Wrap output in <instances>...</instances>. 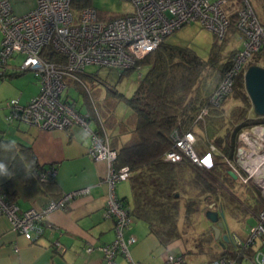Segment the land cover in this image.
Listing matches in <instances>:
<instances>
[{"label":"trees","instance_id":"trees-1","mask_svg":"<svg viewBox=\"0 0 264 264\" xmlns=\"http://www.w3.org/2000/svg\"><path fill=\"white\" fill-rule=\"evenodd\" d=\"M257 1L261 3V12L257 14L253 5L252 7L257 19L264 26V0ZM235 3L237 5L238 0ZM91 5L92 0L72 1L71 8L74 10ZM228 18L226 35L218 42L222 43L229 37L237 36L236 34L242 41L235 27L237 13L233 5L229 8ZM218 42H213L208 59L202 60L192 49L171 45L164 40L154 51L136 62V66L145 68V72L141 74L133 94L129 97L111 90L96 74H86L85 71L79 74L78 80L66 82L71 83L69 86L84 90L88 97H84L85 105L90 104V108L92 106L93 112L89 115L96 122L97 129L102 125L106 132L105 128L109 126L108 129L113 133L111 138L108 134L107 136L110 146L117 153L114 163L119 168H128L127 181L131 192V202L126 198L118 199L129 210L130 215L145 222L150 233L162 243L181 238L180 220L185 233V228L192 227L199 213L204 212L211 204L214 209L234 218L253 216L258 219L259 212L264 209V194L261 191L256 192L249 180L247 183L238 182L242 188L238 191L237 180L228 174L227 165L233 161V155L235 156L238 149L237 135L244 129L264 125V117L253 114L244 89L242 73L236 77L233 87L240 105L229 111L228 118L224 116L221 105L214 106L209 103L224 73L233 64L236 53L231 52L226 59H220L224 45ZM52 56L49 52L42 54L46 60H62ZM262 56L264 48L254 54L251 58L254 57L255 61L252 59L250 63V59L247 65L257 64L264 67V64L258 63ZM22 74L6 70L0 78ZM92 77L100 80V84L107 87L114 97L125 102L130 109L127 119H114L113 115L109 117L105 113L107 104H110L108 99L103 101V106L100 103L95 104L98 91L95 87L88 88L91 84L87 83L98 85ZM92 100L94 105L91 104ZM73 103L75 101H71V104L76 107ZM202 108H207V114L199 121L196 117ZM250 112L252 115L249 116ZM176 130L180 134L186 131L194 134V149H199V141H205L209 148L213 146L214 151L211 153L217 161L210 168H206L198 166L187 157L176 163L163 160L162 157L173 147L172 133ZM124 136L127 137L122 140ZM16 147L10 141L0 139L2 199L6 203L15 204L17 200L29 198L35 193L49 195L54 199L60 198L62 194H55L54 177L49 175V171L54 168L38 164L29 148L22 145ZM237 169L238 167L235 169L238 172ZM193 241L199 250L207 247L208 253L212 252L213 236L210 235V230L201 233ZM252 248L253 245L246 248L231 245L230 249H224L221 253L212 252V255L228 256L230 253L236 257ZM175 255L183 258L185 256ZM185 262L187 263L186 260Z\"/></svg>","mask_w":264,"mask_h":264},{"label":"built area","instance_id":"built-area-1","mask_svg":"<svg viewBox=\"0 0 264 264\" xmlns=\"http://www.w3.org/2000/svg\"><path fill=\"white\" fill-rule=\"evenodd\" d=\"M79 0H36L35 7L22 14L12 11L11 0H0V75L6 70L20 73L31 72L38 83V93L26 104L18 99L6 102L8 123L25 122L44 130H68L79 126L90 137L87 153L92 160L105 162L107 186L105 217L114 223L115 239L109 244L88 246L87 253L100 252L106 264H115L117 255L123 256L128 264H141L131 260L128 246L135 242L125 231L130 227L131 216L115 193L116 185L127 180L128 168H114L117 153L110 146L102 125L97 131L90 128L91 117L84 108H77L64 96L67 83L78 80L85 67L117 71L137 70L136 62L154 51L168 36L182 26L197 23L212 32L221 41L229 26V8L237 13L235 27L242 37L241 50L236 51L233 64L226 70L209 99L218 106L231 95L236 77L244 72L251 57L264 48V26L253 10L249 0H120L129 3L131 11L120 15H106L91 6L79 8L74 21L71 3ZM45 52L62 60H46ZM21 56L17 66H11L12 58ZM98 85L100 80L92 77ZM102 86V85H101ZM207 114L202 108L196 119L201 121ZM255 129L252 128L251 131ZM258 135L264 133L258 131ZM173 147L163 160L180 162L187 157L198 166H204L194 149L196 140L191 131L178 130L172 133ZM212 150L214 148L212 147ZM207 168V166H206ZM235 172H237L235 170ZM243 180L247 182L251 174ZM55 176V169L49 171ZM238 175V172H237ZM87 188L64 194L57 200H49L41 208H30L20 212L14 203H6L0 196V215H5L11 229L34 243L42 235V220L48 213L66 208L71 198L88 193ZM264 194V192H262ZM232 245L246 248L257 242L254 263L264 264V209L258 214L257 223L250 227L244 241L232 237ZM256 242V243H255ZM229 256L230 255L229 253ZM162 264H187L181 255L168 254ZM206 264H238L232 257H219Z\"/></svg>","mask_w":264,"mask_h":264},{"label":"crops","instance_id":"crops-1","mask_svg":"<svg viewBox=\"0 0 264 264\" xmlns=\"http://www.w3.org/2000/svg\"><path fill=\"white\" fill-rule=\"evenodd\" d=\"M257 2L254 0V3L257 4ZM11 3L13 13L22 14L33 9L36 0H11ZM236 35L238 37H234L240 41H238V47L241 48L242 41L239 35ZM20 62L21 56H17L10 60V65L17 66ZM27 73L0 78V102L10 97L18 99L20 104H26L38 93V83L35 82L36 80L33 81L35 78L31 73L29 75ZM124 74L121 73L119 78L121 79ZM31 77L32 80H30ZM69 84L71 83L69 82ZM63 97L68 96L64 94ZM92 103L94 105L93 100ZM73 104L77 107L76 103ZM85 104L83 105L84 109L88 113L93 112L92 106L90 108L88 107L90 104ZM101 105L103 106V102ZM83 106L77 108H83ZM6 114L5 109L0 105V139L10 141L14 147L22 145L29 148L38 164L46 168H54L55 194L64 195L83 188H87L89 192L71 198L66 208L54 210L45 215L41 222L44 231L34 243L28 242L23 236L14 232L6 216L0 215V264H106L100 252H86L88 246L97 247L109 244L115 239L114 223L105 217L104 213L107 193L104 178L107 174V165L105 162L95 161L89 157L87 148L91 142L90 137L79 126H72L65 131L44 130L25 122L8 123L5 119ZM108 127L105 129L111 138L113 133ZM90 128L97 131V124L92 119ZM126 137L124 136L122 140H125ZM257 139L264 143V135H257ZM250 140L253 145L252 147L248 145L249 160L243 163H250L253 159H258V156H264L256 152L260 147L259 142L253 138ZM243 159H240V162ZM246 166L243 168L248 170L252 177L261 183L264 182V162L256 166V174L252 173L254 169L250 171ZM114 167L119 168L115 163ZM122 183H118L115 188L116 196L121 199L126 198L123 195L126 188ZM50 199L57 200L58 198L54 199L49 195L35 193L29 198L17 200L15 204L20 212H24L30 208H41ZM203 214L199 213L196 224L185 228V233L182 220H180L179 227L182 237L170 243H162L150 233L145 222L130 215V227L125 231V238L132 235L136 239L133 244L128 246L131 260L141 264H162L168 254H188L192 258V264H206L213 258L212 252L221 253L224 249L231 248L230 243L224 245L220 243L221 235L227 233L229 237L244 241L250 227L257 222L256 217L253 216L234 218L230 214L224 213L226 228L222 230L218 239L213 237L212 252L208 253L207 247L199 250L193 241L206 230H210V234L212 233V224L204 218ZM197 224L200 227L195 226ZM257 243L251 250L243 251V254L239 255L238 264H255L254 254L260 248L259 242ZM114 263L128 264L127 260L120 255L115 257Z\"/></svg>","mask_w":264,"mask_h":264},{"label":"rangeland","instance_id":"rangeland-1","mask_svg":"<svg viewBox=\"0 0 264 264\" xmlns=\"http://www.w3.org/2000/svg\"><path fill=\"white\" fill-rule=\"evenodd\" d=\"M251 3H252L254 10L257 14L259 12H261V3L257 2V4H256V3H254V0H251ZM92 7H94L99 12L106 14V15L107 14L108 15H116V14L120 15V14L128 13L129 11H131L129 3H125V2H122L120 0H92ZM79 11L80 10L77 8H75L74 10L72 9L74 21L76 20L78 14H79ZM165 41H166V43H169L171 45L188 47V48L192 49L199 58H201L202 60H207L209 57V53H210L211 47L213 45V42L216 40H215L214 35L212 34L211 31L202 28L199 24L194 22V23L182 26L180 29L176 30L173 34L168 36L165 39ZM238 41L239 40L237 38H234L232 40V37H229V39L224 40L222 43H219L217 41L219 44L224 45V50L222 51V55H221L220 59H222V58L226 59L229 56V54H231V52L238 51V49H240L238 47L240 41L239 42ZM252 59L255 61V59L253 57V58H251L250 63L253 61ZM258 63L264 64V56H262V58L258 60ZM139 72H140V74H143L145 72V68L142 67L139 70ZM29 73H31V72H28L27 74L29 75ZM85 73L86 74H96L97 75L96 77L99 78L101 81H104V83L107 84V86L110 87L111 90L117 91L118 93L123 94L125 96H131L133 94V92L136 88L137 82H139V79H140L138 76L137 70H131L129 73L124 74L123 77L120 79L119 78V75L121 74L120 71L113 70V69H107V68H99V67L94 66V65L86 66L85 67ZM31 74L33 75V73H31ZM108 74H110V75H108ZM212 79H213V77L211 78V80ZM25 80H27V79H25ZM30 80H32V77L30 78ZM211 80H210V82H211ZM33 81H35V79H33ZM87 83L91 84L88 86V88L89 87H95L96 91H98L97 92L98 93V100H95L96 103L101 104V102H103L106 99H108V102H110V104H107V107L105 108V110H106L105 113L109 117H111L113 115L114 119H120V120L121 119H127L129 117L130 109L127 107V105L125 104V102L122 99H118V98L114 97L111 94V92L108 90L107 87H103L101 85H99V86L94 85L93 82L92 83L87 82ZM67 84H69V83H67ZM64 94H66L68 96V99L70 101H75L77 107L83 106L86 103V99H88L87 95H85V92L82 88L79 90L78 88L76 89L73 85H71V86L67 85V89L64 92ZM93 94L95 95V90H93ZM10 99L11 98L8 97L7 100L3 99L0 102V105L5 109L6 113H8V109L6 108L5 104ZM219 105H221V109H223L224 116H227V118H228L229 111L232 108L239 106L240 101L238 99H236L235 91H232L231 95L226 97ZM84 107L85 106H83V108ZM250 115H252L251 112H250L249 116ZM252 128H255V129H253L251 131ZM258 130H259V128H257L256 126H253L251 128L244 129L242 132H240L239 136L237 135V137H236V140H237V146L236 147H238V149H237V152H235V156L233 155V157H234L233 161L231 160L232 162H230V164L227 166L229 168V171L233 172L236 175V177L234 179L237 180V183L238 182L242 183L243 180L248 176V173H246L247 170L245 168H243L244 166L247 165L246 167L253 170L254 168H251L249 166V164H251L252 162H259V161H257V158H255L253 160L251 158L252 162L243 163L244 161L246 162L249 160V156H247V155H250L249 154V146L252 147V145H253V143L250 139L253 138L256 141H258V139H257L258 134H256L258 132ZM198 141L199 140L197 139V143H198ZM204 142L205 141H199L200 147H199V149L195 148V151H196L197 156L200 159H202V161H204L203 167L207 166V168H210L211 165L214 162H216L217 160L213 157V155L211 153V151H214V150H212L213 146L209 148L207 146V144H205ZM258 142L260 144V147L258 150H256V152L259 155H264V143H261L260 141H258ZM239 149H242V152H239ZM242 158H244V159L241 160V162H240V159H242ZM262 162H264V161H262ZM172 163H174V162H172ZM259 164L260 163H257V165H259ZM236 167H238L237 170L240 173L238 175L235 172ZM253 172L255 173V171H253ZM248 180L253 184L252 186H254L256 188V192H258V191L264 192V182L261 183L252 176L249 177ZM248 180H247V182H248ZM120 182H123L122 184H124V186L126 188V192L123 195L126 196L127 201L131 202V192H130L128 181L124 180V181H120ZM247 182H245V183H247ZM239 183L237 184L238 187H236V189L238 191H240L242 189L241 184H239ZM210 206L212 207V210L215 208L214 205L211 204V205H209V207L206 210H208L210 208ZM203 213H201V214H203ZM204 218H205V216H204ZM195 224H196V222H195ZM195 226L198 227L199 225L197 224ZM221 232H222V230H221ZM210 235L211 236L213 235V237H214L213 231ZM219 237H220V235H219ZM229 239L230 240L227 243L232 244V241H233L232 237H229ZM256 244H258V243H256ZM170 252L174 253L173 251H170ZM230 255H232V256H229V254H228L227 257H232L236 260H238V258H239V255H236V257L233 254H230ZM219 257H222V256H216V257L213 256V258L210 261H208L207 263H210L212 260L219 258ZM224 257H226V256H224ZM184 258L186 261H188V263H190V264L193 263L190 255L186 254L184 256Z\"/></svg>","mask_w":264,"mask_h":264},{"label":"water","instance_id":"water-1","mask_svg":"<svg viewBox=\"0 0 264 264\" xmlns=\"http://www.w3.org/2000/svg\"><path fill=\"white\" fill-rule=\"evenodd\" d=\"M243 85L247 97L252 106L253 114L258 117H264V67L257 64H250L243 72ZM264 133V128H261ZM242 149H239V152ZM228 174L235 178V174L228 171ZM204 216L208 222L212 224L211 230L213 231L214 238L218 239L221 230L226 228L224 213L221 210H212V207L204 211ZM221 244L227 243L229 235L226 233L221 235Z\"/></svg>","mask_w":264,"mask_h":264},{"label":"bare ground","instance_id":"bare-ground-1","mask_svg":"<svg viewBox=\"0 0 264 264\" xmlns=\"http://www.w3.org/2000/svg\"><path fill=\"white\" fill-rule=\"evenodd\" d=\"M259 158L257 159V161L259 162H252L251 164L252 165H249L251 168H254V171L257 172V170L255 169L256 166H257V163H261L262 161H264V156L260 157L258 156ZM250 171H252L250 168H249ZM253 172V171H252ZM250 173V172H249ZM254 173V172H253ZM251 174V173H250ZM252 176V175H251Z\"/></svg>","mask_w":264,"mask_h":264},{"label":"clouds","instance_id":"clouds-1","mask_svg":"<svg viewBox=\"0 0 264 264\" xmlns=\"http://www.w3.org/2000/svg\"><path fill=\"white\" fill-rule=\"evenodd\" d=\"M248 66V65H247ZM243 75V74H242ZM257 128H264V125H258ZM236 176V175H235ZM232 245V244H231Z\"/></svg>","mask_w":264,"mask_h":264}]
</instances>
